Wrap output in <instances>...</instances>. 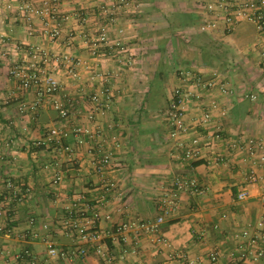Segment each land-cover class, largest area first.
<instances>
[{
  "label": "crops",
  "instance_id": "0c3cea01",
  "mask_svg": "<svg viewBox=\"0 0 264 264\" xmlns=\"http://www.w3.org/2000/svg\"><path fill=\"white\" fill-rule=\"evenodd\" d=\"M27 1L49 14L25 17ZM202 1L0 0V264H28L30 258L36 264H187L182 255L201 264H232L240 245L247 256L234 264H264V256L253 257L263 243L243 237L260 233L264 161L259 149L250 156L246 144L236 148L240 137L264 145L259 37L248 22L224 32L220 20L203 11ZM214 20L216 29L202 31ZM52 29L60 32L56 39L49 35ZM104 29L107 44L93 54ZM114 44L125 45L126 54ZM32 48L70 54L78 61V76L61 64H39ZM116 55L129 56L133 64L117 65ZM34 64L59 82L67 119L58 118L50 95L21 89L9 74L14 66ZM184 73L220 85L188 102V131L174 140L166 116L173 90L193 89L190 78L180 77ZM104 89L112 97L103 96L93 113L90 98ZM206 109L211 120L200 125L196 118ZM53 126L66 134L70 153L47 142ZM193 139L199 140V155L186 158ZM106 151L111 165L97 174L96 161ZM251 170L261 181L248 182ZM176 177L195 178L198 194L177 193V205L158 231L167 245L147 234L132 252L138 229L114 237L115 229L153 222L157 198L173 189ZM110 183L115 187L108 191ZM243 189L249 196L239 201ZM95 214L104 239L87 246L71 225L86 224ZM213 250L219 251L216 263L209 259Z\"/></svg>",
  "mask_w": 264,
  "mask_h": 264
},
{
  "label": "built area",
  "instance_id": "2783aa9c",
  "mask_svg": "<svg viewBox=\"0 0 264 264\" xmlns=\"http://www.w3.org/2000/svg\"><path fill=\"white\" fill-rule=\"evenodd\" d=\"M202 8L205 13L208 15L211 14L214 19H219L222 24L223 31L228 33L232 32L238 25L244 22L253 24L256 27L257 34L259 37L258 46L262 55V62L264 64V0H204L202 1ZM22 12L26 13L25 17H29L30 14L33 15H47L49 14L48 9H37L34 8L28 1L24 3L22 7ZM29 14V15H28ZM219 22L216 20L208 22L202 27V31H207L209 29H216ZM106 30H102L100 37L97 42H93L92 53L94 54L96 49L104 47L107 44V35ZM60 32L57 29H52L50 31L51 38L56 39L59 36ZM119 45V44H116ZM122 55L126 54V51L121 47L119 49ZM34 58H38L39 64H54L59 66L60 64L65 66V71L72 77H77L78 72H76V66L78 61L71 57L68 53H62L59 55H50L49 52L42 48H32L30 50ZM128 57V56H127ZM126 58V57H123ZM119 62H122V56L119 58ZM127 63H131V59L127 58ZM10 76L17 79L21 89L29 90L31 88L40 89L44 94L50 95L52 97V108L57 112L58 118L60 120H65L70 114V110L67 108L66 103H64L63 98H66L65 95H61L60 84L57 80L48 76L43 69L37 67V64L34 66H14L10 72ZM183 79L190 78L192 81L193 89H186L177 87L173 90L172 100L170 102L169 108L167 110V123L170 127V137L174 140L186 135L188 131V126L186 123V110L185 106L193 98L194 100H200L203 92L212 91L216 87H219L220 83H217L216 80H204L202 77L184 73L182 76ZM220 90L223 93H227L228 90L224 85L220 86ZM111 91L109 89H104V92L101 95L94 94L90 98V102L93 106V113L98 112L102 107L103 96L107 99H111ZM254 99L255 97H251ZM93 115L89 113V119H92ZM211 111L206 109L202 111L201 117L196 118L200 125H206L211 120ZM47 142H51L55 149L63 151V153H70V146L64 144V139L66 134L63 133L59 126H53L52 128L46 131L45 135ZM240 145L246 144V151L250 156H255L257 150H261V156L259 160L264 161V145L256 144L253 140L244 139L243 137L239 138ZM199 140L193 139L191 141L192 148L188 149L185 153L186 158H195L198 157L199 152L197 150ZM111 154L109 151L103 153V155L96 161L95 171L97 174L103 175L107 167L111 165ZM218 161L210 162V164H216ZM247 180L251 184H256L261 181L256 170H251L248 173ZM60 181V178H56L55 182ZM11 185L9 188L11 189ZM115 185L110 183L106 184V189L111 191L114 189ZM181 191H188L192 195H197L199 192L198 182L195 178H181L176 177L173 182V189L164 191L156 200V208L159 213V216L153 222L146 224H136L135 222L124 223L115 229L114 237L122 236L128 230L137 228L138 232L136 234V241L134 242V247L132 252L136 251V246L143 235H155L156 241L160 244L167 245L166 240L159 235V227L164 222V217L171 213V211L177 205V193ZM14 192L15 199H18L17 193ZM249 194L247 190L243 189L237 195V200H245L248 198ZM260 200L264 204V182L262 185V190L260 194ZM98 216L95 214L91 221H88L86 224H77L76 222L72 223L71 227L75 228L79 240L87 245L93 246L95 243L103 241L104 235L102 231L97 227ZM257 228L260 231L259 234L251 238L247 232L243 233V237L250 240L252 244L257 242L263 243V247H259L253 257L255 260H259L264 256V217L258 221ZM49 253L51 255H57V252L49 246ZM239 260H243L247 256V251L243 248V245L239 247ZM86 249H80L79 254L81 256L86 255ZM125 252V251H124ZM98 254H101L102 251L100 248L97 250ZM186 258L187 264H201L200 259L190 260L186 255H182ZM219 257V251L213 250L209 254L210 261L216 263ZM30 258V257H29ZM238 258L234 254L231 255V260L234 264L237 262ZM235 261V262H234ZM28 264H36V261L33 258H30Z\"/></svg>",
  "mask_w": 264,
  "mask_h": 264
},
{
  "label": "rangeland",
  "instance_id": "374dc122",
  "mask_svg": "<svg viewBox=\"0 0 264 264\" xmlns=\"http://www.w3.org/2000/svg\"><path fill=\"white\" fill-rule=\"evenodd\" d=\"M113 46H114V48H117V49L121 48V45H120V44H119V45L114 44ZM122 48L124 49V48H125V45H123ZM119 52H120V51H119ZM115 54H117V53H115ZM127 58H129V56L126 57V58H122V59H121L122 62H119V59L117 58V55H116V56H115V62H116L117 65H120V66H121L122 64H124V65H127L128 67H131V65L133 64V63H132V60H131V63L129 64V63L126 62Z\"/></svg>",
  "mask_w": 264,
  "mask_h": 264
}]
</instances>
